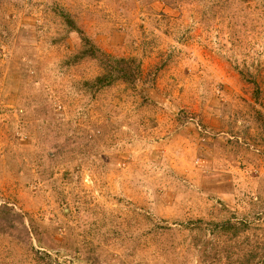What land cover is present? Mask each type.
I'll return each mask as SVG.
<instances>
[{"label": "rangeland", "instance_id": "obj_1", "mask_svg": "<svg viewBox=\"0 0 264 264\" xmlns=\"http://www.w3.org/2000/svg\"><path fill=\"white\" fill-rule=\"evenodd\" d=\"M0 264H264V0H0Z\"/></svg>", "mask_w": 264, "mask_h": 264}, {"label": "trees", "instance_id": "obj_2", "mask_svg": "<svg viewBox=\"0 0 264 264\" xmlns=\"http://www.w3.org/2000/svg\"><path fill=\"white\" fill-rule=\"evenodd\" d=\"M61 15L65 17L66 23L70 27L74 29H79L74 24L70 16H68L67 14ZM84 39L87 47L91 49L94 55L97 54L96 49L98 48H96L88 38ZM99 55L102 56V62L104 63V72L101 75L97 76L94 80V83L97 84L99 87L111 85L117 80H123L128 83H135L137 80L140 79L141 71L139 66L135 64V60L126 58L118 59L102 51Z\"/></svg>", "mask_w": 264, "mask_h": 264}]
</instances>
